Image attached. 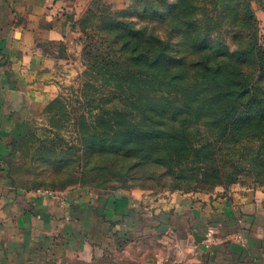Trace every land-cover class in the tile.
Returning <instances> with one entry per match:
<instances>
[{"label":"crops","instance_id":"crops-1","mask_svg":"<svg viewBox=\"0 0 264 264\" xmlns=\"http://www.w3.org/2000/svg\"><path fill=\"white\" fill-rule=\"evenodd\" d=\"M95 2L0 0V161L57 97ZM261 21L264 28V14ZM4 173L0 163V264H264V187L51 198L14 187Z\"/></svg>","mask_w":264,"mask_h":264},{"label":"trees","instance_id":"trees-1","mask_svg":"<svg viewBox=\"0 0 264 264\" xmlns=\"http://www.w3.org/2000/svg\"><path fill=\"white\" fill-rule=\"evenodd\" d=\"M96 4L79 22L83 34ZM218 13L207 16L204 32L198 23L180 21L178 13L165 15L163 20L173 22L172 37L179 38L176 46L160 38L155 49L137 47L127 54L124 43L116 58L93 64L126 66L127 76L114 80L120 106L97 114L104 129L99 152L112 154L116 142V175L156 183L157 192L187 193L239 184L251 168L264 177V39L251 8L246 15L253 27L239 28L250 33L246 46L211 39L209 27Z\"/></svg>","mask_w":264,"mask_h":264},{"label":"rangeland","instance_id":"rangeland-1","mask_svg":"<svg viewBox=\"0 0 264 264\" xmlns=\"http://www.w3.org/2000/svg\"><path fill=\"white\" fill-rule=\"evenodd\" d=\"M96 3L93 6L96 16L83 22L84 34L80 29L79 53L74 56L73 66L68 71L60 70L57 97L53 99L58 101L55 107L48 110L50 101L38 111L29 136L11 140L8 153L0 161L5 167L3 176L14 187L34 192L89 189L106 193L146 186L159 191L156 183L130 181L116 175L119 162L114 139L112 154L99 152L104 129L97 114L103 108L120 106L121 97L114 88V80L127 73L125 64L109 67H93V64L106 56L116 58L118 48L124 43L129 45L127 54L137 47L155 49L156 39L160 38L166 41L170 38L176 46L179 38L171 35L173 22L163 20V16L177 13L180 21L198 23L200 32H204L207 16L219 12L209 27L211 39L224 40L234 48L239 44L246 46L250 41V33L239 28L253 27L246 15L251 8L260 41L264 39L261 25L264 0H97ZM58 52L64 55L65 49L59 46ZM104 77L113 81L107 82ZM82 119L84 123L80 126ZM79 128H82L80 134ZM95 148L97 155L93 154ZM246 172L240 185L264 187V177L256 175L255 169Z\"/></svg>","mask_w":264,"mask_h":264},{"label":"built area","instance_id":"built-area-1","mask_svg":"<svg viewBox=\"0 0 264 264\" xmlns=\"http://www.w3.org/2000/svg\"><path fill=\"white\" fill-rule=\"evenodd\" d=\"M41 194H45L46 196H49L51 198H61V192H53V191H47V192H39Z\"/></svg>","mask_w":264,"mask_h":264}]
</instances>
